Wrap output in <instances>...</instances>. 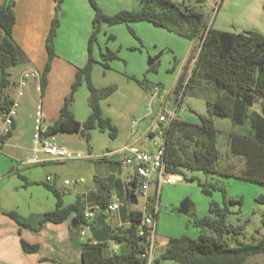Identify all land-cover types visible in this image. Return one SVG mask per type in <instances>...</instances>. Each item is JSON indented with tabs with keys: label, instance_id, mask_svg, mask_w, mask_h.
<instances>
[{
	"label": "trees",
	"instance_id": "16d2710c",
	"mask_svg": "<svg viewBox=\"0 0 264 264\" xmlns=\"http://www.w3.org/2000/svg\"><path fill=\"white\" fill-rule=\"evenodd\" d=\"M56 1V15L52 20L46 40L48 62L41 74L43 89L47 85V76L51 70V62L57 56L55 39L60 25L59 12L63 0ZM94 10L93 30L88 41L87 63L78 69L72 85L71 94L61 108L59 118L49 125V133L59 132L80 133L90 142V131L98 128L109 132L116 138L118 128L109 117L104 115L101 102L115 90V86L97 87L92 80L93 49L97 43L99 31L104 24H126L130 27L136 22H150L177 35L183 36L194 43L189 60L194 62L192 71L188 64L180 74L175 92L179 107L188 88L192 87L200 76L210 77L219 91L214 101L208 100V115L200 116V122H190L181 117L173 119L167 128L165 139V160L169 172L177 174L182 168L197 169L213 174L233 175L238 178L264 184V33L257 31L229 32L209 25L204 13L195 10L177 0H144L139 9H123L115 14H107L99 6L98 0H88ZM15 0H6L0 5V121L11 108L14 99L9 90L12 81L9 77L10 66L27 60L23 50L16 44L13 31L16 24ZM132 33L133 30L130 28ZM103 66L110 68L109 60L116 59L117 54L107 51L102 54ZM157 61L149 66L155 70ZM86 83L89 89L88 103L91 113L84 122L76 119L70 106L79 87ZM142 84L141 81H138ZM222 91V93H221ZM258 104V107H256ZM214 115L230 117L235 123L244 124L251 119L252 132H233L229 142V158L222 156L217 146L218 129ZM12 135H1L6 139ZM238 166V169H235ZM236 170V171H232ZM236 172V173H235ZM137 178L127 184V196L123 212L130 224L118 231L111 228L106 242L90 240L81 247L82 264H138L141 261L144 239L137 235L138 224L144 214L154 213V200L150 198L146 210H131L129 196L136 192ZM101 191L95 194V201L101 211L111 201L112 185L104 178H96ZM134 185V189H132ZM202 190L208 195L220 189L224 194L223 204L212 200L209 215L195 219L200 229L198 238L188 235L171 237L164 246L156 264H247L249 257L264 254V236L256 242H248L231 246L225 238L226 232L239 235L244 226H229L227 216L231 210L228 205L239 203L242 199L228 198L224 187L201 183ZM45 186L56 197V208L47 212L41 224L62 222L75 212L74 228L79 231L84 223V209L79 203L65 205L62 193L49 183ZM264 202V197H259ZM17 222L30 226L22 221L16 212H9ZM110 241H116L122 248L119 254L110 255L106 248ZM26 251H35L38 246L22 241Z\"/></svg>",
	"mask_w": 264,
	"mask_h": 264
},
{
	"label": "rangeland",
	"instance_id": "374dc122",
	"mask_svg": "<svg viewBox=\"0 0 264 264\" xmlns=\"http://www.w3.org/2000/svg\"><path fill=\"white\" fill-rule=\"evenodd\" d=\"M105 1L109 3L110 9L115 11L112 14H115L123 9H139L144 0ZM178 2L204 13L208 24H213L217 29L229 32L257 31L264 33L259 31V26L256 25L260 23V20L259 23L255 21L259 14L260 18L264 15V6H261L263 0H249L254 7H258L254 21H252V17L248 18L247 16L250 8L248 9L246 6L248 3L246 0H179ZM130 28L134 33L130 31ZM198 44L199 42L195 43L196 48ZM191 46V40L157 27L150 22H136L130 27L126 24L102 25L93 49L95 63L92 80L94 79L95 85H101L100 88L116 87V91L103 100L102 108L107 115L116 120L121 119L126 123V137H129L132 132V121H138L136 130L141 133L158 116L162 107L174 109L177 103L175 87L181 70L186 64L183 53L189 50ZM107 51L116 53L117 58L109 60L110 68L105 70L102 66V54ZM159 54L161 56L157 59L156 69L150 70L149 60ZM46 64L41 67L30 64L28 60L24 59L9 68V77L12 81L9 92L18 104L16 119L19 121V128L16 130L17 135L13 139L15 142L28 144L33 137L34 125H36L35 103L41 101L34 86L31 91H28L27 87L21 88L19 82L26 70L32 69L43 73ZM66 65L71 67L62 58L51 62L53 70H62ZM193 66V61L188 62L187 70L191 72ZM138 81H141L142 84ZM155 85L162 86V91L157 98H153ZM86 90L88 91V89ZM218 93L213 79L200 76L194 85L186 91L183 99L185 106L179 107L178 116L190 122L199 123L200 116L208 115L207 101H214ZM213 119L218 129L217 145L222 156L224 155L222 149H226L232 132L251 133L253 131L251 119H247L244 124L235 123L230 117L219 115H214ZM30 125L32 126L31 130ZM63 133H57L56 141L59 145L65 146L74 153L80 152L86 156L90 155V158L64 162L53 161L32 167L34 181L37 182L31 186L33 195L34 190L38 188L42 192L47 190L41 184L43 179L46 180L47 174L55 175L57 173H62V178L70 181L69 184H66L65 191L67 189L85 190L86 187L100 189L95 180V175L97 172H102L101 168L104 167L105 163H97L98 157L112 149L111 144L113 145L115 139H111L108 133L100 131H97V137L93 136L90 142H87L80 133ZM90 146H94L93 151L90 150ZM42 155L40 153V157H43ZM238 168L236 166L235 169ZM177 175L182 176L183 180L177 184H163L161 186L157 209L159 243L164 244L171 237L182 235L198 238L201 231L195 225V219L210 214L209 206L212 200L223 204L224 194L220 189H215L212 191V195H208L203 192L200 182L224 187L229 199H242L241 205L228 203L231 212L227 216V224L229 226H244L243 232L239 235L232 232L225 233V238L231 246L256 242L264 236V202L258 200L259 197H264V184L247 181L233 175L213 174L197 169L183 168ZM80 178H83L84 181L76 182ZM47 192L51 194L49 191ZM151 193V198L154 200L156 193L154 191ZM137 198L138 203L128 205L129 208L145 211L146 198L140 195ZM186 199H189L190 210L187 214H183L179 212V209L181 203ZM118 200L124 204L126 202V199L124 201ZM147 206L148 204H146ZM117 213L114 212V215ZM107 221L109 224L111 223L110 215L107 216ZM76 236L81 244L93 238L91 232L86 231L85 234H82L81 230L76 233ZM109 244L110 246L113 245L112 242ZM163 244H160L157 251L158 256L164 248ZM164 263L170 264V262L165 261ZM247 264H264V254L249 257Z\"/></svg>",
	"mask_w": 264,
	"mask_h": 264
},
{
	"label": "crops",
	"instance_id": "0c3cea01",
	"mask_svg": "<svg viewBox=\"0 0 264 264\" xmlns=\"http://www.w3.org/2000/svg\"><path fill=\"white\" fill-rule=\"evenodd\" d=\"M5 1L0 0V5ZM15 2L16 24L13 31L14 41L23 50L30 64L42 67L48 60L46 40L52 20L56 15V1L15 0ZM246 2H248L246 6L248 9L250 8L247 16L248 18L252 17V21H254L258 7H254L249 0H246ZM98 3L105 13L112 14L115 12L110 9L109 3L105 0H98ZM262 3L261 6H264V0ZM59 15L60 25L55 39L57 56L53 59V62L54 60L56 61L62 58L71 67L66 65L62 70H53L51 68L47 76V85L42 90L41 96L39 95L43 104V121L48 126L59 118L65 100L71 94L72 85L76 79L78 69L87 63L88 41L93 30L94 10L88 0H63ZM259 20L260 23L258 22ZM255 21L259 23L256 24L259 26L258 30L264 32V15L260 18L259 14ZM194 44V41H192L190 49L183 53L186 64L181 70V73L188 64ZM36 84V81H32L30 86L27 87L28 91H31L33 86L35 88ZM96 86L101 87V85ZM155 86L153 87V98H157L162 91V86H160L159 92H156ZM86 89L88 87L84 82L75 93V98L70 106L71 111L80 122H84L91 113V108L88 103L89 89L88 91ZM182 105L184 106V104ZM165 108V106L162 107L159 114ZM104 115L109 117L116 125L118 134L114 138L116 142L114 141L113 145L111 144L112 149H109L98 157L97 163L105 164L101 168L102 172L96 173L95 180L99 177L111 183L113 190L111 201L118 199L124 201L127 196V184L132 178L136 177V174L132 167H124L122 165L121 161L124 153L121 149L129 143L143 144L147 138L154 134L153 127L157 117L141 133H138L136 130L138 121H132V132L129 134V137H126V123L121 119L116 120L105 112ZM18 128L19 121L15 118L12 135L6 139H1L0 137V264H82V244L76 238L78 231L73 229L75 226V212L62 222L47 221L41 224L44 215L56 208L57 201L55 195L49 191L45 183L54 185L62 193L65 205L79 203L84 210L89 206L97 205L95 194L100 192L101 189L86 187L87 189L85 188V190L67 189L65 191V181L67 179L64 180L62 178V173H57L55 175L47 174L46 180L43 179L41 183L47 190L42 192L38 188L34 190L33 195L31 186L37 184V182L34 181L32 167L53 162V160H49L47 155L41 153L43 154V157H41L42 161L39 163H31L30 160L33 157L34 151L33 137L29 140L28 144L15 142L13 139L17 135L16 130ZM31 129L32 126L30 125ZM34 131L35 125L33 135ZM97 131L109 134L107 131L94 128L90 131L91 138L93 136L97 137ZM63 134H69V132H64ZM55 136L57 137V134ZM122 140H124L123 143ZM229 142L230 138L228 139L226 149H222L227 159L229 158ZM147 147L152 149L150 144ZM90 150L93 151L94 146H90ZM49 176L51 177L50 181L47 180ZM180 177L183 180V177ZM151 191L156 193V186L150 188L145 201L146 204L149 203L152 197ZM122 204L124 206V203ZM130 209L138 210L132 207ZM12 211L16 212L19 218L30 226L21 225L11 217L9 212ZM117 212L115 215L114 212L103 214L105 222L110 226V230L114 225L121 224L122 227H126L130 224V221L126 219V213L122 209ZM109 215L111 218L110 224L107 221V216ZM23 240L29 244L37 245V250L32 252L26 251L23 247ZM90 240L95 241L93 238ZM168 241L164 244L158 241L159 247L160 244L165 246ZM110 242L113 243L112 247H117L121 250L122 247L119 244L114 241Z\"/></svg>",
	"mask_w": 264,
	"mask_h": 264
},
{
	"label": "built area",
	"instance_id": "2783aa9c",
	"mask_svg": "<svg viewBox=\"0 0 264 264\" xmlns=\"http://www.w3.org/2000/svg\"><path fill=\"white\" fill-rule=\"evenodd\" d=\"M179 1V0H177ZM32 81H36V92L41 96V73L35 70H26L19 82L21 88L30 86ZM160 85L155 86V91L159 92ZM22 94V91H20ZM41 98V97H40ZM17 102L14 100L11 108L0 121V135L9 134L14 127L15 118L17 115ZM185 106V105H184ZM36 125L33 135L34 151L31 163H39L42 161L40 153L48 156L49 160L53 161H75L88 158L83 153H74L65 146H61L56 141L55 134L49 133V126L43 121V104L36 102ZM178 103L174 109H164L156 118L154 123V134L147 138L142 143H129L122 147L121 151L124 153L122 158V165L124 167H132L137 177V189L135 194L147 198L150 188L156 186V198L154 200V213L144 214L141 222L138 224L137 235L144 239L143 251L140 255L141 261L138 264H156L158 258L157 251L159 244L157 240V209L161 186L163 184H177L182 181V178L167 169V162L165 160V139L167 128L171 121L178 117ZM150 144L152 149L147 146ZM51 180V177H47ZM84 179H77L76 182H83ZM70 181L66 180L65 184ZM122 202L119 200L111 201L101 211L99 205L89 206L84 211L85 221L80 229L82 234L86 231L92 233L93 227L96 225V218L99 214H109L117 212L122 207ZM122 227L121 224L114 225L111 228L118 231ZM116 243V241H114ZM110 255L119 254L120 249L117 247L108 246L106 248Z\"/></svg>",
	"mask_w": 264,
	"mask_h": 264
},
{
	"label": "water",
	"instance_id": "95a60500",
	"mask_svg": "<svg viewBox=\"0 0 264 264\" xmlns=\"http://www.w3.org/2000/svg\"><path fill=\"white\" fill-rule=\"evenodd\" d=\"M161 54H159L155 58H151L149 60V66L153 65L157 61V59H159ZM131 187L132 189H134V185H132ZM129 199L131 204L138 203L137 195L134 192H131ZM189 210H190V202L189 199H186L181 203L179 212L183 214H187ZM76 223L77 222L74 221V224ZM109 236H110V226L105 222L103 214H100L99 216H97L96 225L92 229V237L96 242H106L108 241Z\"/></svg>",
	"mask_w": 264,
	"mask_h": 264
}]
</instances>
